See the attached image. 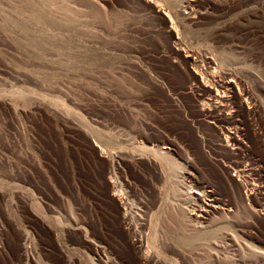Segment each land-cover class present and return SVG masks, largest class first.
<instances>
[{
	"label": "rangeland",
	"instance_id": "obj_1",
	"mask_svg": "<svg viewBox=\"0 0 264 264\" xmlns=\"http://www.w3.org/2000/svg\"><path fill=\"white\" fill-rule=\"evenodd\" d=\"M214 69L229 89L204 81ZM260 123L264 0H0V264H119L121 251L127 264H244L255 250L264 264ZM157 135L166 145L141 140ZM190 137L221 180L187 216L186 234L207 235L197 248L166 239L181 176L210 180ZM214 152L249 159L255 193ZM139 231L161 244L134 251Z\"/></svg>",
	"mask_w": 264,
	"mask_h": 264
},
{
	"label": "bare ground",
	"instance_id": "obj_2",
	"mask_svg": "<svg viewBox=\"0 0 264 264\" xmlns=\"http://www.w3.org/2000/svg\"><path fill=\"white\" fill-rule=\"evenodd\" d=\"M187 5H189V4H187ZM92 11L94 13L98 12L97 9H95L94 7H92ZM93 15H95V14H93ZM202 62L204 64L209 65V66H211L210 64H212L210 61L206 62V60H204V59H203ZM202 62H201V64H203ZM193 65L195 66V62H194ZM196 67H197V65H196ZM173 74L176 77L174 79V81L172 82L173 89L175 91L184 89L186 83L188 82L187 77L183 73H181L178 69H176V68H175ZM203 76H204L203 77L204 81H207L208 83L212 84L216 88V90H215L216 93L219 91V89L220 90L229 89L230 88L229 82H231V80L234 79L233 77L230 76V74L221 73V72L218 73V72L215 71V69L207 71V73H204ZM262 90L263 89H260L259 93H261ZM242 95L244 96L245 99H249L250 91L245 90L244 94H243V91H242ZM247 95H248V97H247ZM252 100H253V103H255L253 98H252ZM235 104H236V102H234L232 100H229V101L225 102L226 106L228 105V106H233L234 107ZM255 108L257 109L256 105H255ZM202 116L206 117V118L209 117L211 120H214V121L218 122L219 126L222 127V130L223 129H228V127H230L231 124L233 123V122H230V120H227V119H225L223 117H218L217 115H215L214 112H209V113H206V114H202ZM259 127L264 132V124L260 123ZM225 137H226V139H229V136L227 137L226 134H225ZM246 137L253 144L254 152L258 153V151H259V140H258V138L253 133H251L250 131H246ZM263 137H264V133H263ZM141 140L143 141V143L148 144V145H156V146H158L159 144L160 145L161 144L162 145H166V141L163 139V137L162 136H158V135L157 136H153V137H147V138L141 139ZM190 141H191L192 150L195 152L197 157L202 161V164L207 169V171H209V174H210V176H209L210 178L209 179L210 180H205V179L203 180V179L199 178L196 181L194 179V177H192L190 175L181 176L182 180L184 181L183 183L186 186V188L185 187L184 188H185L187 197L184 196V198H181V200L179 201V204H177L178 205V207L176 208L177 214H176L175 217L171 218V222L173 224V228L170 229L169 232H167L166 239L168 241H170L172 243V245L175 244L176 246H180V247L181 246H185V247L197 248L200 245L202 240H207V235H205L204 233L200 234V235L198 234L197 236L186 234L185 230H186V219H187V216H188V214H194V215H197V216L200 215L201 210H203L205 208L203 206L202 202H201V198L200 197H203V198H214V192L211 191V193L208 194L206 192V188H208V186L212 185V183H215V182L220 184L221 180H220L219 173L217 172V169H216L217 167L215 168V166H219V165L218 164H216V165L212 164L211 162H208L206 160L204 155L198 149V141L192 139V137H190ZM227 141H231V140H227ZM209 143L210 142H207V144H209ZM218 151H219V149H218ZM157 155H158L157 158L167 161L168 165L166 167V173H167V175L169 177L168 179H169L171 185L175 186V182H174L175 178L174 177H176V174H175L174 171H175V168H177L176 163L165 153H163V154L162 153H158ZM212 155L215 158L220 159V160L224 161L225 163H228L230 165V167L232 168L233 172H236L239 177H242L243 185L236 187V191L242 189V187H243L244 189L247 188L249 192H254L255 193L254 188H253L254 185L252 184L253 181H254L253 180V174L251 173V170H249L247 168V167L251 166L249 159H247L246 157H236V156H234L232 154H226V153H222V152H216V153L214 152V153H212ZM190 191L195 193V195H193L192 197L191 196L189 197V195L192 194ZM251 202H252V206L254 208L259 207L262 210H264V201H263V203L261 201L258 202V203H255V198H254V199H251ZM254 204H256V206ZM197 223H201V222L197 221ZM140 234L141 233L139 231L138 235L136 236L137 237L136 243L133 244L132 248H133L134 251L135 250L140 251V248H141V245H142V241H144V240L147 241V242H148V240H150V241H152V244H154V245L161 244V242H159V240H156L153 237H149V236L143 237ZM126 247L129 248L128 245H126ZM149 248H150V246H149ZM249 250H251V248ZM252 250H254V249H252ZM148 254L149 253H143L145 258L147 259L146 263H149V262L153 261L152 260L153 258H150V256ZM261 255H263V253L257 252L255 250V251H252L250 255L248 254V256H249L248 258L243 259L241 261L244 264H253L254 261H258L256 259L262 258ZM117 261L119 262V264H127V261H125V255H124V253L122 251L118 253ZM154 261H155V259H154Z\"/></svg>",
	"mask_w": 264,
	"mask_h": 264
}]
</instances>
